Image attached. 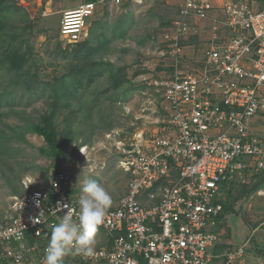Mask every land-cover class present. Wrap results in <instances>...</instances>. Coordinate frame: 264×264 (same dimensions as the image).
Returning <instances> with one entry per match:
<instances>
[{
  "label": "built area",
  "instance_id": "1",
  "mask_svg": "<svg viewBox=\"0 0 264 264\" xmlns=\"http://www.w3.org/2000/svg\"><path fill=\"white\" fill-rule=\"evenodd\" d=\"M160 1L176 10L159 41L172 73L148 84L166 103L169 131L117 140V165L128 181L97 228L108 245L92 247L91 255L70 252L62 264L69 257L74 264H210L225 188L246 185L264 171V142L248 127L252 118L264 119V0ZM109 3L121 0H87L63 10L61 41L82 40L87 20ZM192 41L202 43L198 67L186 63ZM263 196L259 188L245 200ZM67 210L78 219L63 171L45 188L13 195L0 225V264H43L51 226ZM247 243L226 249L221 264L245 258Z\"/></svg>",
  "mask_w": 264,
  "mask_h": 264
},
{
  "label": "rangeland",
  "instance_id": "2",
  "mask_svg": "<svg viewBox=\"0 0 264 264\" xmlns=\"http://www.w3.org/2000/svg\"><path fill=\"white\" fill-rule=\"evenodd\" d=\"M84 1L87 0H2L11 11L5 14L8 19L5 20L4 31L17 34L16 40L9 37L7 40L13 41L16 47L21 44L20 51L26 52L27 56L26 66L30 68V73L37 75L38 81L52 82L55 77L67 72L69 60L58 54V45L61 49L67 47L59 36L61 14L63 10ZM175 16V7L164 1L148 3L143 0L136 3L121 0L119 6L110 3L100 6L87 20L86 34L92 33L91 36L96 37L102 33L107 36L109 43L100 56L111 62L113 69L123 68L121 73L125 81L119 89L106 90L107 79L97 76L87 88H79L85 103L99 102L91 114H87L86 109L77 111L73 122L66 115L67 111H62L56 118L60 136L65 133V126L68 134L74 131V138L67 144L65 155L58 164L52 157L39 153V147L45 145L41 136L25 131L23 138H18L23 127L38 121L49 110V88L42 95L36 87H26L30 79L24 86L15 89L9 104L0 106V130L5 132L6 137L10 136L9 141L3 138L0 146V225L6 222L13 195L47 187L56 171L66 173L68 188L77 202L82 195L83 182L91 178L111 194L112 204L109 208L117 204L128 181L117 165V140L139 131L147 136L165 135L169 131L166 103L148 83L152 77H168L172 73L170 60L160 55L159 41L168 26L167 21ZM192 43L194 46L184 50L186 63L198 67L201 56L199 45L202 43ZM4 74L5 71L0 70V90L2 85L10 83ZM26 88L34 93L30 101L27 100L30 92ZM248 127L253 135L264 142L263 118H252ZM83 146L87 149L80 153ZM249 181H253V177ZM227 187H231V190L224 197L233 204L232 210L225 216L221 240L228 238L232 242L231 247L236 246L238 242L233 239L235 234L239 240H247L248 247L252 239L257 246H261L264 243V196L247 202L244 196H240V186ZM235 197L238 198L233 200ZM105 237L104 232L100 239L96 236L92 246H101ZM215 261L218 259L212 264H216Z\"/></svg>",
  "mask_w": 264,
  "mask_h": 264
},
{
  "label": "trees",
  "instance_id": "3",
  "mask_svg": "<svg viewBox=\"0 0 264 264\" xmlns=\"http://www.w3.org/2000/svg\"><path fill=\"white\" fill-rule=\"evenodd\" d=\"M6 13L10 14L11 11H9L8 7L0 0V70L5 71L4 75L8 77L10 82L1 87L0 106L10 102V97L14 94L15 89L24 86V83H28L30 79V84L26 87H36L38 93L42 95L45 94V90L48 87L49 94L47 97L50 99L48 106L49 110L43 113L38 121L23 127V131L18 134V138L22 139L25 131L41 136L45 145L39 147V153L43 156L52 157L57 161L56 164H58V161L65 155L67 144L74 138V131L72 130V133L68 134L67 126H65V133L60 136V129L57 127L56 118L62 114V111H64V113L67 111L66 115L70 116L73 122L77 111L86 109L87 114L94 112V107L99 101L95 100L94 102L90 101L85 103L82 100L79 88L85 89L94 82L97 76H103L108 82V89L106 90L119 89L125 81L124 75L121 73L123 68L113 69L114 66L112 63L104 60L103 57L100 56V52L107 47L106 45L109 43L107 36L101 33L93 37L91 36L92 33H88L85 38L78 42L66 43L67 47L63 49L58 45V54L69 60L66 73L62 76L55 77L52 82L38 81L37 75L35 73H30V68L26 66L27 56L26 52L20 51L21 44L16 47L13 45V41L7 40L8 37L12 40H16L17 34L13 32L8 34L4 31L6 24L5 20L8 19L5 15ZM170 21L171 19L168 20L167 23L169 24ZM122 34H124V31ZM96 55L98 57L94 58ZM28 91L29 89H27V92ZM33 94V92L29 93L28 101L32 99ZM1 116L2 113L0 112V117ZM70 124L71 123H69V125ZM3 138L9 141L10 136L6 137L5 132L0 130V146L4 142L2 140ZM231 186H234V184H231ZM240 187V196L244 197L254 190L264 188V171L255 175L253 181ZM230 188L231 187L225 188V195H228L229 190H231ZM237 198L238 197H235L233 200ZM232 204L233 203L228 202L225 197L222 201L223 212L219 220H222V218L232 210ZM260 254L264 255V249L260 250ZM63 264H74V260L69 257L66 263Z\"/></svg>",
  "mask_w": 264,
  "mask_h": 264
},
{
  "label": "clouds",
  "instance_id": "4",
  "mask_svg": "<svg viewBox=\"0 0 264 264\" xmlns=\"http://www.w3.org/2000/svg\"><path fill=\"white\" fill-rule=\"evenodd\" d=\"M81 192L78 219L74 220L72 213L67 210L59 222L51 226L43 264H62L63 258L70 252L92 254L97 228L103 223L106 210L112 204V197L101 183L91 178L83 182ZM68 206L58 204L57 208L68 209ZM44 215L41 211L35 222H40L39 218ZM17 238L22 239V235Z\"/></svg>",
  "mask_w": 264,
  "mask_h": 264
},
{
  "label": "crops",
  "instance_id": "5",
  "mask_svg": "<svg viewBox=\"0 0 264 264\" xmlns=\"http://www.w3.org/2000/svg\"><path fill=\"white\" fill-rule=\"evenodd\" d=\"M78 6V5H77ZM72 8H74V7H72ZM88 34V33H87ZM79 204V203H78ZM226 216V215H225ZM225 216L222 218V220L220 221L221 223L219 224V229H220V234L222 233V236H224L223 235V231H224V229H225V227H224V219H225ZM102 232L103 231H99V230H97V232H96V235H95V237L96 236H98V239H100V235L102 234ZM105 234V233H104ZM105 238H104V240L102 241L103 243H102V245L101 246H96V245H94V246H92V247H102V246H106V245H108V243L106 242V240H107V235L105 234ZM233 239L235 240V241H237L238 242V244L242 241V240H239V237H238V235H233ZM231 244H232V242L230 241V240H228V238H224V239H222L221 240V238L218 240V243L213 247V248H211L210 249V253H211V255L213 256V258H212V261H211V263L210 264H212V262H214V260L215 259H218V261H215L216 262V264H221L222 263V259H223V257H222V255H223V253H224V251L226 250V249H228L229 247H231ZM262 250V249H264V243L260 246H257V243H255V242H253V239H252V243H251V245H249V247L247 248V255L245 256V258H243V259H239V260H237L236 261V263L235 264H260L259 262H260V260L262 261V259L264 260V258H263V256L264 255H261L259 252V250ZM259 253V254H258ZM253 259V260H252ZM215 264V263H214Z\"/></svg>",
  "mask_w": 264,
  "mask_h": 264
}]
</instances>
